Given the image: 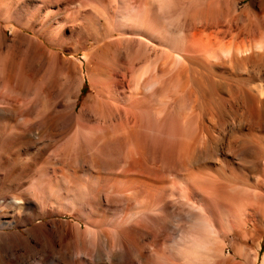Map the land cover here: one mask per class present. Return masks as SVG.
I'll use <instances>...</instances> for the list:
<instances>
[{
  "label": "bare ground",
  "instance_id": "obj_1",
  "mask_svg": "<svg viewBox=\"0 0 264 264\" xmlns=\"http://www.w3.org/2000/svg\"><path fill=\"white\" fill-rule=\"evenodd\" d=\"M263 246L264 0H0V264Z\"/></svg>",
  "mask_w": 264,
  "mask_h": 264
},
{
  "label": "rangeland",
  "instance_id": "obj_2",
  "mask_svg": "<svg viewBox=\"0 0 264 264\" xmlns=\"http://www.w3.org/2000/svg\"><path fill=\"white\" fill-rule=\"evenodd\" d=\"M88 92V86L87 85H84V88H83V90H82V92H81V97H80V99H79V102L83 99V97L86 95V93ZM264 251V246H263V248H262V250H261V253Z\"/></svg>",
  "mask_w": 264,
  "mask_h": 264
}]
</instances>
